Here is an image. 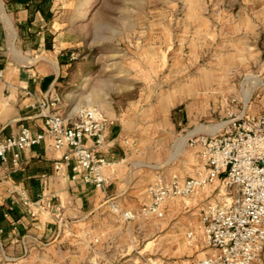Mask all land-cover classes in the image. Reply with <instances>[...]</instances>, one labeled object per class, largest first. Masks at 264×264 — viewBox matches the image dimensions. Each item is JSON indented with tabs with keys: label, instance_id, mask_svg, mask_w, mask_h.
Returning <instances> with one entry per match:
<instances>
[{
	"label": "rangeland",
	"instance_id": "obj_1",
	"mask_svg": "<svg viewBox=\"0 0 264 264\" xmlns=\"http://www.w3.org/2000/svg\"><path fill=\"white\" fill-rule=\"evenodd\" d=\"M58 5L66 22L72 18L74 31L61 88L65 104L122 118L123 134L145 159L150 155L153 166L173 157L187 133L224 126L231 109L264 111V0H59ZM175 107L186 111L179 126L171 118ZM178 156L150 169L151 181L157 173L192 175L198 165L194 151L183 145ZM211 192L172 200L163 219L146 220L150 229L145 237L135 233L138 243L133 252L129 248L127 264H186L213 255L197 229V208L217 191ZM189 230L196 235L191 243Z\"/></svg>",
	"mask_w": 264,
	"mask_h": 264
},
{
	"label": "crops",
	"instance_id": "obj_2",
	"mask_svg": "<svg viewBox=\"0 0 264 264\" xmlns=\"http://www.w3.org/2000/svg\"><path fill=\"white\" fill-rule=\"evenodd\" d=\"M58 4L0 0V141L23 127L45 134L39 103L54 96L60 98L62 115L75 120L77 107L67 106L61 92L74 45L73 23L72 18L66 22ZM231 113L247 114L231 109L228 118ZM103 114L111 124L100 156L113 163L104 169V190L83 183L71 166L55 170L63 152L53 149L47 135L40 144L19 151L17 167L12 153L0 162V264H127L129 248L133 252L138 243L135 233L145 237L150 228L146 219L125 221L120 212H138L148 201L150 169L178 160L183 147L153 166L150 155L145 159L146 153L123 134V119ZM185 115L184 108L175 107L171 118L179 126ZM222 127L214 132L198 127L195 134H213ZM195 134L181 138L184 147Z\"/></svg>",
	"mask_w": 264,
	"mask_h": 264
},
{
	"label": "built area",
	"instance_id": "obj_3",
	"mask_svg": "<svg viewBox=\"0 0 264 264\" xmlns=\"http://www.w3.org/2000/svg\"><path fill=\"white\" fill-rule=\"evenodd\" d=\"M39 108L45 134H33L23 127L17 134L2 139L0 162L12 153V164L17 167L19 151L40 144L47 135L53 149L63 152L54 163L55 170L62 165L71 166L73 172L81 173L83 183L104 190V169L111 168L113 163L100 154L111 122L97 107L77 109L75 120L71 121L62 115L58 96L42 100ZM187 145L194 151L198 164L192 175L179 178L157 173L146 189L148 201L137 213L120 212L121 218L163 219L168 202L188 201L201 192L216 190L214 196L205 195L197 208L198 232L214 254L186 264H264V111L231 113L216 133L192 135ZM20 199L28 205L24 195ZM112 208L118 211L116 206ZM186 238L193 242L195 232L187 231ZM147 264L176 263L162 260Z\"/></svg>",
	"mask_w": 264,
	"mask_h": 264
},
{
	"label": "bare ground",
	"instance_id": "obj_4",
	"mask_svg": "<svg viewBox=\"0 0 264 264\" xmlns=\"http://www.w3.org/2000/svg\"><path fill=\"white\" fill-rule=\"evenodd\" d=\"M222 125H223V124H218V125L216 126V128H215L214 131H216V130H217L218 128H220ZM182 147H183V141L180 142V146L178 147V150H177V151H178V152L181 151Z\"/></svg>",
	"mask_w": 264,
	"mask_h": 264
}]
</instances>
